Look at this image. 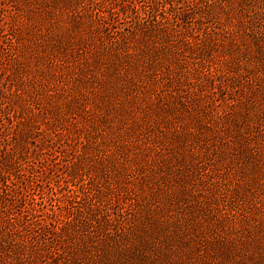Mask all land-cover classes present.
Masks as SVG:
<instances>
[{
	"label": "rangeland",
	"instance_id": "1",
	"mask_svg": "<svg viewBox=\"0 0 264 264\" xmlns=\"http://www.w3.org/2000/svg\"><path fill=\"white\" fill-rule=\"evenodd\" d=\"M181 1L0 0V264H264V0Z\"/></svg>",
	"mask_w": 264,
	"mask_h": 264
},
{
	"label": "trees",
	"instance_id": "2",
	"mask_svg": "<svg viewBox=\"0 0 264 264\" xmlns=\"http://www.w3.org/2000/svg\"><path fill=\"white\" fill-rule=\"evenodd\" d=\"M118 1V0H116ZM146 7L144 15L140 16L135 22V25H130L124 28L128 33H135L138 27H144L149 34L157 37L159 32L165 34L166 38H171L174 34H178L179 26V11L182 7L181 0H144ZM188 6L191 5V0H186ZM118 6H121L118 4ZM114 11H119V8H113ZM67 224H70L67 222ZM44 224L43 226H45ZM63 231L56 232L57 236L61 237Z\"/></svg>",
	"mask_w": 264,
	"mask_h": 264
}]
</instances>
